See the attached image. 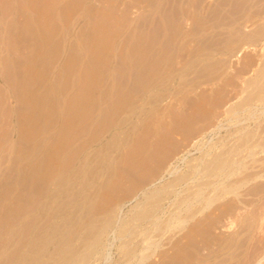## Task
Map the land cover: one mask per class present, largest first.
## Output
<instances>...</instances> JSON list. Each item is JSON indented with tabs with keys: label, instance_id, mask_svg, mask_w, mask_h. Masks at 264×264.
<instances>
[{
	"label": "rangeland",
	"instance_id": "1",
	"mask_svg": "<svg viewBox=\"0 0 264 264\" xmlns=\"http://www.w3.org/2000/svg\"><path fill=\"white\" fill-rule=\"evenodd\" d=\"M218 1L219 0H0V10L2 9L0 11V49L2 51H0V126L2 131L8 130L11 127L14 129V164L16 176L19 178L18 182H23L24 176L29 174L30 158L37 157L41 163L42 169L46 166L47 160L48 162L50 161L51 158L49 159V156L51 154L52 158L55 159L56 165L66 167L73 163V160L77 158L79 153L81 156H84L91 152L94 157L93 164L96 163L97 168L105 165L108 170L107 173L98 178V181H101V185L97 184L91 195V213L100 215L102 212L105 213L111 208L117 210V207L124 203L118 217H114L118 223L119 217L129 219L136 209V203L138 204V202L142 200L141 196L138 199H134V194L136 195L147 183L160 175L170 160H173L174 157L181 154L185 146L190 143V140L200 134L202 122L204 121L202 119V113L207 111V109L220 113L213 124H218L220 122L222 125L220 129L213 131L211 129L216 127V124H212L209 128L202 129L204 131L209 130L208 133L210 132V134H207V140L210 139L211 142L222 140L228 128L233 129L240 124L245 125L248 122L253 126L252 124L258 120L264 122V114H262L261 117V110H259L261 106L263 107V102L260 101H253L251 105L249 104L250 109L255 110H253L254 115H252V117L250 116L251 114H247L248 111H243L244 113L241 112V115L236 119H239V121L235 122V118H231V123L230 119L226 120L223 114L226 106L223 100L225 89H231L233 91L229 94L230 96L226 102L233 100L228 102L233 104L236 101L244 99L248 92L247 90L250 89L248 85H245L244 81L252 77L254 70L259 65L257 61L254 63L255 65L247 64L249 61L248 59L253 58L259 60L262 52L259 51L261 44L253 48L251 46H246L247 48L243 50L240 56L235 55V53L232 54L231 51L226 52L225 49L220 50L223 49L222 45L225 43L224 40L222 41L220 38H222L224 32H227V27L225 26L226 28L223 29V25L220 27V25L217 24L218 18L215 14H217L218 10L220 11L219 14H229V11H227V2L229 0L219 1L220 5H218L217 10ZM222 1L226 3L225 8H223L221 4ZM213 6L216 8H213ZM252 10L253 9L250 8V13H252ZM263 20L264 17L254 21H238L235 26H237L236 29L239 30V33H246L256 28L255 26L261 25ZM213 27H215L214 30ZM226 35L227 33L224 38ZM218 48L219 50H217ZM209 49H212V52ZM259 52H261V54ZM226 55H228V57L232 56L228 58ZM148 58L149 61H147ZM135 61L138 66H136ZM250 66L251 68L254 67V69H250ZM205 67L209 69H205ZM183 68L187 70H183ZM242 68H244L243 70L245 71L241 70ZM143 70L146 72L144 73ZM177 71L182 72L177 74ZM129 72L130 74L133 72V75H130ZM194 73L198 74V76ZM5 75H8V81ZM169 75L170 78L173 77L174 79L170 83V92L166 89L159 90L157 86L153 85L151 82ZM230 77H232V79ZM125 78L128 79L126 80ZM14 79L15 81L13 83L12 80ZM10 80L13 86L9 83ZM231 80L235 82L233 81L231 84ZM100 81H102L104 85H102ZM241 81L243 85L239 86ZM139 82H141V84ZM119 83L122 84L120 85ZM229 83L230 85L228 88L227 84ZM107 86L113 91H108L110 89ZM135 86H138L136 88L138 91L135 89ZM143 86L145 90L149 89L145 91ZM104 88H106V90ZM116 89L123 90L120 93L117 92ZM103 92L109 94L116 92L115 94L117 97H115V94H113L114 96L111 95L108 97V94L106 95V93ZM129 93L133 94L131 95ZM167 93L170 98L166 95ZM158 94H163V97L158 99ZM144 95L151 99V102L144 105L142 113L139 114V116L132 117V120H126L127 122L125 121V124H120V122L124 120V117H126L127 109L131 106L130 104L133 100L138 96L144 97ZM171 96L174 97L172 98ZM177 96H179V98ZM84 97L86 100H84ZM123 97H126L127 100L126 98L123 99ZM109 98H111V100L113 98V103ZM177 99L178 101H175ZM126 101H128V103ZM79 102H82L83 105ZM94 103H96L94 106L95 108L92 106ZM78 105H82L80 107L83 109ZM86 107H91V111ZM114 107L116 108L113 109ZM121 108L123 110H121ZM74 109L77 111L75 112ZM93 109L97 111H95L97 117L95 116L96 114L93 113ZM116 109L118 111H116ZM86 110L87 115L85 113ZM161 111L164 113H161ZM114 112L117 114H112ZM111 114L113 116H111ZM258 114L259 118H257ZM242 115L246 117L249 116V120L248 118L244 119L245 116ZM82 116H86L88 119ZM92 116L97 118L93 120L94 122H91ZM99 116L100 118H98ZM120 119L121 121H119ZM159 119L160 121H158ZM251 119L252 121H250ZM83 121L85 122L83 123ZM233 123L236 126L233 125ZM143 124L146 126H143ZM177 124L180 128L171 129V127H175ZM180 125H182V127ZM191 125L195 128L194 131L190 133L185 132V128ZM80 126L82 129H80ZM85 126L86 128H83ZM88 127H90V129ZM2 133L4 132L0 131V140L3 141L1 137ZM161 135H167L168 138L170 137V140L176 142V146L159 168L157 175L144 178L145 176L142 174L144 169L141 168V164L145 160L149 162L150 153L154 151L152 147H155L156 139ZM113 137L117 140V145H115L117 148L112 151L111 149L108 150V147H110L112 141H116ZM79 141H81V147L78 145L80 143ZM89 141L92 143H88ZM82 143H85V145ZM88 146L91 147L89 148ZM139 151L141 155L138 154ZM199 154V152H196L192 155H188L186 164L195 162L194 158H197ZM104 155L105 157L103 158ZM172 155L174 157H172ZM263 157L264 152L255 155L256 159H263ZM184 164L183 166L179 165V171H184L186 169V164ZM19 172L20 174H18ZM165 178L164 181L162 179L163 182L169 179L168 176ZM162 181L158 184L163 183ZM189 183H192L191 180ZM188 188H190V186L177 185L175 191H179L178 194L181 195L182 190H188ZM39 189L42 190V188ZM34 196H32V198H34ZM109 197L111 198L109 199ZM172 198L173 197H171V200L170 198H166L162 201L164 212H166L161 215V219L167 216V211H173ZM231 198V195L221 196L220 199H217L211 205L212 208L206 209L203 214L208 212L210 217H212L213 214H210L211 211L216 209L213 213L218 212L217 208H215L216 205ZM248 198L249 196H247V199ZM67 201H69V199ZM64 203H66V201ZM106 204L108 205L106 206ZM97 208L100 212L96 210ZM107 208L108 210L106 211ZM103 209H105V211ZM26 220H28V217L22 221L15 235L17 237H15L17 241L16 247L18 249L20 246L21 248L23 247L27 239L28 222ZM189 224L190 222H188L186 226L189 227ZM133 225L136 227H133ZM139 227V224H131L130 229L133 231L135 230L132 235L137 233L136 231ZM228 229L219 224L213 229V232L215 231L214 233L217 236L225 237L231 232V230ZM177 231V228H174L173 231L166 234V239L161 240L164 242V245L160 243V246H154L153 241L157 236H153L151 239L141 244V246L145 247L148 245L147 249L138 252V257L142 255L144 258L141 263L159 264L160 261L165 259L169 264H199L200 262L202 264V255L207 253V248L202 247L204 249L201 248L196 254L193 252V248L181 245L182 242L186 241V238L179 236V232ZM74 235L75 231L71 236ZM109 236L110 240L114 242L109 240ZM131 236L123 237L122 239H113V234L109 231V233L102 237L105 242L101 239L100 245L97 246V254H93L85 264H137L135 263L137 258H134V261H131L132 263L124 262L123 252H121L123 251L121 245L127 242ZM140 237L141 235L139 234L135 238L133 237L131 241L137 242L141 239ZM197 237L199 238V236ZM74 241L80 244L79 239H75ZM145 243H147V245ZM177 243L179 245L176 246ZM250 244L251 243L248 245L249 247ZM251 249L249 252L243 253L242 259H240L242 263L248 259L249 254H251ZM261 250L257 252V258H261L264 253V246ZM162 251H164V254H161ZM174 251L176 255H174ZM145 254L148 257H146ZM197 255L202 257L198 259ZM257 258L254 260L255 262L258 260ZM171 260H175V263ZM176 260L178 261L176 262ZM262 261L261 264H264V258Z\"/></svg>",
	"mask_w": 264,
	"mask_h": 264
},
{
	"label": "bare ground",
	"instance_id": "2",
	"mask_svg": "<svg viewBox=\"0 0 264 264\" xmlns=\"http://www.w3.org/2000/svg\"><path fill=\"white\" fill-rule=\"evenodd\" d=\"M219 1H221V0H219ZM219 1L217 2V10H218V5H220ZM222 2H221V4H222L223 8H225L226 3H224V2L222 3ZM227 4H228V10L227 11H229V14H219V12H220L219 10L218 11L216 10L217 14H215L218 18L217 24L220 25V27L223 25V29L227 27V32H224V34L222 35V38H220V39H222V41L224 40V42H225L222 45L223 49H220V50L225 49L226 52L231 51L232 54L235 53V55L240 56L242 54L243 50H245V48H247L246 46H251L253 48V47L261 44L259 51L262 52V54H261V52H259L261 54L259 60L258 59L255 60L253 58L248 59L249 61L247 62V64L249 63L250 65H253L257 61L258 62L257 64H259V65L258 66L256 65L257 68L254 70L252 77H250L249 79L246 78L247 80L244 81L245 85H248L250 87V89L247 90L248 92L246 94V97H244V99H242L240 101L234 102L233 104L228 103L229 101L230 102L233 101V100H229L228 102H226L230 96L229 94L233 91L231 89H229V90L225 89L223 100H224V103L226 106L224 108L223 114L226 117V120L230 119V122H231V118L232 119L235 118V122H236V121H239V119L238 120H236V119L241 115V112L244 113L243 111H248L247 114L248 113H249L248 115L251 114L250 115L251 117H252V115H254L253 113L255 110L250 109V107H249L251 105V102H253V101L263 102V107L262 106H261V108L258 106H256V107L260 108L259 110H261V112H260L261 117H262V114H264V110H263L264 109V20H263L261 25H259V26L257 25L258 27L255 26L256 28H254L250 32H246V33L245 32L239 33L238 32L239 30L236 29L237 26H235L238 21H254V20H257L258 18L264 17V0H229L227 2ZM214 6H213V8H216ZM9 7H11V6H9ZM250 8L253 9L252 13H250ZM223 12H225V11H223ZM225 13H228V12H225ZM214 28L215 27H213V30H214ZM12 33H13V31H12ZM226 33H227V35L224 38ZM220 34H221V32H220ZM3 36H4V34H3ZM206 49H208V48H206ZM214 49H216V48H214ZM217 50H219V48ZM0 51H1V49H0ZM226 56L228 57V55H226ZM231 56H229V57H231ZM144 59H145V57H144ZM206 59H207V57H206ZM136 61H135V64H136V66H138ZM147 61H149V58ZM153 61H152V64H153ZM138 62H139V60H138ZM192 62H193V60H192ZM188 63H190V62H188ZM188 63H187V65H188ZM179 64H180V62H179ZM223 64H224V62H223ZM145 65H146V63H145ZM150 65H151V63H150ZM209 65H210V63H209ZM210 66H208V67H210ZM146 67H147V65H146ZM208 67H205V69H209ZM185 68H183V70ZM252 68L254 69V67H252ZM252 68L250 66V69H252ZM243 69L244 68H242L241 70H243ZM185 70H187V69H185ZM243 71H245V70H243ZM140 72L142 73L141 70H140ZM145 72L146 71H144V73ZM179 72L180 71H177V74ZM185 72H187V71H185ZM9 73H10V71H9ZM220 73H221V71H220ZM129 74H130V72H129ZM194 74H196V73H194ZM196 76H198V74H196ZM10 77H13V76H10ZM174 77H176V76H174ZM183 77H184V75H183ZM183 77H182V79H183ZM7 78H8V75L6 76V80H7ZM120 78H121V76H120ZM222 78H224V77H222ZM230 78L232 79V77H230ZM154 79H156V78H154ZM238 79H239V77H238ZM8 80H9V78H8ZM121 80H122V78H121ZM138 80H139V78H138ZM173 80H174L173 77L170 78V75H169L167 77H164L161 79H156L155 81H151V82L153 85L157 86V88L159 90L166 89L167 91H169L170 83ZM7 81H6V83H7ZM12 81L14 83L15 79ZM117 81H118V79H117ZM233 81L231 82V84L233 83ZM100 82H102V81H100ZM194 82H196V81H194ZM9 83H11V80ZM139 83L141 84V82H139ZM220 84H222V83H220ZM102 85H104L103 82H102ZM113 85H112V87H113ZM191 85H193V84H191ZM227 85L229 88L230 83ZM240 85L241 86L243 85L242 81L239 84V86ZM12 86H13V84H12ZM86 87H87V83H86ZM130 87H127V88H130ZM137 87L138 86H135V89ZM249 87H247V88H249ZM116 88H118V87H116ZM150 88H152V87H150ZM104 89L106 90V88H104ZM109 89L110 90H108V91H113L111 88H109ZM123 89H118V90L116 89V90H117V92L121 93V91ZM148 89H146V90H148ZM139 90H140V88H139ZM141 90H143V89H141ZM144 90H145V87H144ZM244 91H245V89H244ZM107 92H103V93H106V95L108 94V97H110L111 95L116 93V92H114L113 94L112 93L109 94ZM90 93H91V91H90ZM129 94H131V93H129ZM88 95H89V92H88ZM126 95H127V93H126ZM166 95L169 96L168 93ZM243 95H245V94H243ZM115 97H117L116 94H115ZM115 97H113V98H115ZM162 97H163V94H160L157 98L161 99ZM164 97H165V95H164ZM177 97L179 98V96H177ZM233 97H235V96H233ZM96 98H97V94H96ZM105 98H107V97H105ZM113 98H112V100H111V98H109L111 100V102L113 101ZM125 98L123 97V99H125ZM169 98H170V96H169ZM79 99H81V98H79ZM90 99H92V98H90ZM84 100H86L85 97H84ZM126 100H127V98H126ZM82 101H83V99H82ZM175 101H178V99ZM90 102H92V101H90ZM126 102L128 103V101H126ZM149 102H151V99H149L147 96H145V95H144V97L138 96L130 104L131 106L128 107V109H127L128 111L126 112L127 115H126V117H124V120H122V121H121V119L119 120V121H121L120 124H125L124 122L126 120H130L132 117L139 116V114H141L143 111L144 105L146 103H149ZM79 103H82V102H79ZM115 103H114V105H115ZM176 103H178V102H176ZM95 104L96 103L92 104L93 108H95L94 107ZM254 104H256V103H254ZM82 105H83V103H82ZM82 105H80V106H82ZM157 105H158V103H157ZM223 106H224V104H223ZM116 107H118V106H116ZM116 107H114L113 109H115ZM76 108H77V104H76ZM86 108H89V107H86ZM81 109H83V108H81ZM104 110H105V108H104ZM121 110H123V109L121 108ZM162 110H164V109H162ZM208 110L209 109H207V111ZM76 111L77 110H75V112ZM89 111H91V109ZM92 111H93V113H95L96 110L94 111V109H93ZM116 111H118V110L116 109ZM156 111H157V109H156ZM207 111H205V112H207ZM2 112H4V111H2ZM83 112H85V111H83ZM162 112L163 111H161V113ZM192 112H194V111H192ZM205 112L202 113V119L204 121L202 122L201 130L204 128H209L213 124V122L215 121L216 117H219L218 115L220 114L217 111L214 112L212 110L211 111L209 110L207 113H205ZM85 113L87 115V110ZM112 114H117V113L114 112ZM112 114H111V116H113ZM90 115H92V114H90ZM245 115H242V116H245ZM255 115H257V114H255ZM95 116L97 117V114ZM119 116H120V113H119ZM84 117H85V119L87 118L86 116H84ZM95 118L92 116L91 122L93 120H95ZM98 118H100V116ZM246 118H248V120H249V116L244 117V119H246ZM257 118H259V114H258ZM78 119H80V118H78ZM134 119H133V121H134ZM156 119H157V117H156ZM167 120H168V118H167ZM117 121H116V123H117ZM158 121H160V119ZM193 121H195V120H193ZM250 121H252V119ZM255 121H256V118H255ZM84 122L85 121H83V123ZM166 124H164V125H166ZM215 124L216 123H214L213 125H215ZM89 125H90V123H89ZM233 125H235V124L233 123ZM240 125H238V126L235 125L236 127L233 129H231V128L226 129V134L222 137V140H218L215 142H211L210 139L207 140V138H208L207 134H210V132L208 133L209 130L208 131L202 130V132H201V130L199 129L200 134L199 135L197 134L198 136H196L194 139H191L192 136L190 137V139H191L190 143H188V145L185 146L184 151L181 152V154H179V155L177 154L178 153L177 152L176 154L178 156H176V157H174L172 155V157H174V159L173 160L171 159L172 161L170 160V162L167 164V166L165 165L166 167L163 170V172L162 173L160 172L161 173L160 175H158L151 182L147 183L144 187L142 186L143 188L140 189V191L138 193L136 192L137 193L136 195L134 194V197H133L134 199H138L141 196L142 200L139 201L138 204L136 203V205H135L136 209L133 211L131 216L128 215V216H130L129 219L119 217L118 223L116 222L114 217H116V216L118 217L119 213L121 212V208L124 206L123 205L124 203L122 205H119L117 207V210L115 208H111L108 210V208H107L106 211L107 210L108 211L105 213L102 212V214H100V215H97V214L94 215L93 213H91V209H90V204H91L90 202H92L91 201V195L93 194V190H94L95 186H97V184L101 185V183H100L101 181H98V178L100 176L104 175L105 173H107L108 170H107V166H105V165H104L105 167L100 165L101 167L97 168L96 163L93 164L94 157L90 151H89L90 153H87L84 156H81L80 153L78 152L80 156L77 155V158L73 160V163H71V164L69 163L70 165H68L66 167L65 166L61 167V166L56 165L55 159L52 158L51 154L49 156V159L51 158L50 161L48 162V160H47L46 166H44L42 169H41L42 166L40 165L41 163L39 162L37 157L32 158V159L30 158V162H29L30 166L28 169L29 174L24 176L23 182H18L19 178H17L18 176H16L15 164H14V150H15V148H14V138H15L14 137V135H15L14 129H13V127H11L8 130L2 131L1 126H0V131L4 132V133H2V136H1L3 141L0 140V264H85L86 261L93 254H95L97 252V248H98L97 246L100 245L101 241L103 240L102 237L104 235H106L107 233H109V231H111L113 234V239H122L123 237L124 238L129 237L135 231V230L133 231L130 229L131 224H139L140 227L138 229L136 228L137 233L133 234L127 242H124V244L121 243L122 244L121 248H123V251H121V252H123L124 262L126 261V262L130 263L134 258H137L135 263H137V264L141 263V261L144 258L142 257V255L138 257V255H139L138 252H142L143 250L147 249L148 248L147 243L149 241L147 243H145L147 245V247L141 246V244H143L145 241L151 239V237L157 236V238L153 241L154 246H160V243H161V245H164V242H162L161 240L166 239L165 238L166 234L170 231H173L174 228H177V230H178L177 232H179L178 233L179 236L186 238L185 239L186 241L181 243L182 246H187V247L189 246L190 248H193L192 250L196 254H197V252L200 251V249L202 247L207 248V253L202 255L203 256L202 264H261V261L264 258V253L262 254V252H261L262 256H261V258L259 257L260 258L259 259V258H257L258 257L257 252H259V250L263 249V246H264V157H263V159L262 158L256 159L255 155L257 153L262 154L264 152V122L263 121L261 122V120H258L257 122L252 124L253 126H251V124H249V122L245 125L244 124L241 126ZM71 126H72V124H71ZM77 126H78V124H77ZM143 126H146V125L143 124ZM180 126L182 127V125H180ZM221 127H222V125L219 122L218 124H216V127H213L211 130L212 131L217 130V129H220ZM83 128H86V126ZM88 128L90 129V127H88ZM172 128L178 129L180 127L177 124V126L171 127V129ZM77 129H78V127H77ZM80 129H82V127ZM194 129L195 128L193 127V125H191V126H188L187 128H185V132L190 133L191 131H194ZM154 132H155V130H154ZM92 133H93V130H92ZM155 134H157V133H155ZM176 134H178V133H176ZM134 136H136V135H134ZM165 136L167 137V135H161L158 139L155 138L156 139V145H155V147H152L154 149V151H152V153H150V158L148 159L149 162H147L146 160L144 162H142L141 168L144 169L143 173H142L145 176L144 178H150V177L156 176L159 168L162 166V164L164 163L166 158L173 152V150L176 146V144H175L176 142L170 140L171 139L170 137L166 138ZM109 137H110V135H109ZM114 137H115V135H114ZM77 138H78V135H77ZM114 139L116 140V138H114ZM124 140H127V139H124ZM79 142L80 143L78 145L80 146L81 141H79ZM95 142H96V139H95ZM116 142H117V140L112 141L110 147H108V150L111 149L113 151L115 148H117L115 146V145H117ZM88 143H90V141ZM82 144L85 145V143H82ZM82 147H84V146H82ZM91 151H92V149H91ZM96 151H98V150H96ZM105 151H104V153H105ZM196 152H199L200 154L197 156V158H194L195 162L188 161L190 163L186 164L187 156L192 155ZM179 153H180V151H179ZM138 154H140V151ZM96 157H97V155H96ZM104 157H105V155L103 156V158ZM109 157H111V156H109ZM46 159H48V158H46ZM180 163L186 164V165L184 164L186 166V169L184 171H179V168H178L179 165L183 166V164H180ZM181 170H182V168H181ZM20 171H23V170H20ZM25 172H26V170H25ZM18 174H20V172ZM167 176L169 177V179L166 180L165 182H163L164 178ZM108 177H110V176H108ZM162 179H163V181H162ZM165 179H167V178H165ZM103 180H105V179H103ZM135 180H137V179H135ZM190 180L192 183H189ZM160 181H162L163 183L158 184ZM252 181H254V182H252ZM177 185L178 186L179 185H181V186L186 185V186H190V188H188V190L187 189L182 190V194L179 195L178 194L179 191H175V187ZM39 188H42V190H40ZM177 190H178V188H177ZM119 191H120V189H119ZM241 193H242V195H241ZM114 194H115V192H114ZM225 195L226 196L231 195L232 198L223 202V203H219L218 205H216L215 208H217L218 212L213 213V211H216V209L214 208L215 210L211 211V213H210V214H213L212 217H210L208 212H207L208 215H207V213H205L206 215L203 214V212L206 209L208 210V209L212 208L211 205L217 199H220L221 196L224 197ZM32 196H34V198H32ZM247 196H249V198H248L249 200L247 199ZM171 197H173L172 198V200H173L172 201L173 211L172 210L167 211L168 212L167 216L164 219H161V215H163V213L166 212V211L164 212V206L162 204V201L166 198H168V199L170 198V200H171ZM110 198L111 197H109V199ZM68 199H69V201H67ZM65 201H66V203H64ZM93 201H95V200H93ZM63 204H64V206H63ZM108 204H106V206ZM96 210H98V208ZM103 210L105 211V209H103ZM98 212H100V211L98 210ZM26 217H28V220H26L28 222V235H27L26 241L23 244V247L21 248V246H20V248L18 249L16 247L17 241L15 239V237H16L15 235H16L22 221L24 219H26ZM188 222H190L189 227L186 226L188 224ZM219 224L222 227L224 226L227 229L229 228L231 230V232L225 237L217 236L214 233L215 231L213 232V229L215 227H217ZM134 226L135 225H133V227ZM74 231H75V235L71 236V235H73ZM21 234H23V233H21ZM139 234L141 235V237H140L141 239L138 238L139 240L137 242L131 241V239L133 237L135 238ZM197 236H199V238ZM167 238H169V237H167ZM75 239H77V240L79 239L80 244H79V242L75 243V241H74ZM105 239H106V237H105ZM169 239H171V238H169ZM109 240H110V236H109ZM103 241L105 242V240H103ZM174 242H175V240H174ZM178 243H180V242H178ZM178 243L176 244V246L179 245ZM249 243H251L250 247L248 246ZM200 244H202V245H200ZM20 245H22V244H20ZM171 246H172V244H171ZM106 247H108V246H106ZM251 247H252V249H251ZM202 249H204V248H202ZM250 249H251V254H249L248 259L242 263L240 261V259H242L243 253L249 252ZM17 251H19V252H17ZM98 253H99V251H98ZM172 253H173V251H172ZM161 254H164V251H162ZM174 255H176V252ZM172 256H173V254H172ZM146 257H148V256L146 255ZM197 257H198V259L201 258L199 255H197ZM107 258H109V257H107ZM175 258H176V256H175ZM256 258L258 260L255 262L254 260ZM174 261H172V262H174ZM177 261L178 260H176V262ZM159 264H169V263H167V260L164 259V260L160 261ZM199 264H201V262Z\"/></svg>",
	"mask_w": 264,
	"mask_h": 264
}]
</instances>
